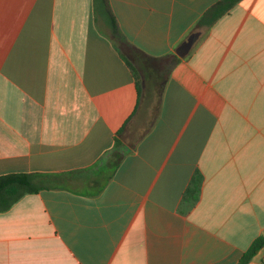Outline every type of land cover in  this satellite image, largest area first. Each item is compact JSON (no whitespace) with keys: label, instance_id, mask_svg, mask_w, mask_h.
<instances>
[{"label":"crops","instance_id":"0c3cea01","mask_svg":"<svg viewBox=\"0 0 264 264\" xmlns=\"http://www.w3.org/2000/svg\"><path fill=\"white\" fill-rule=\"evenodd\" d=\"M219 1L107 0L148 56L199 33L155 114L93 0H0V176L55 178L0 213V264H238L264 235V0L196 26Z\"/></svg>","mask_w":264,"mask_h":264},{"label":"trees","instance_id":"16d2710c","mask_svg":"<svg viewBox=\"0 0 264 264\" xmlns=\"http://www.w3.org/2000/svg\"><path fill=\"white\" fill-rule=\"evenodd\" d=\"M239 0H221L209 8L198 20L196 26L213 24L218 18L228 12ZM97 16L103 19V25L109 33L110 38L119 48L120 53L126 59L135 79V86L138 98L144 93L146 80L152 77L154 93L153 109L156 114L159 110L162 92L170 76L172 69L180 62L175 53H169L160 57H151L130 44L121 33L110 9L107 0H93ZM120 130L117 135H120ZM135 144L125 146L116 136L114 137V148L109 154L110 164L116 167L121 159L134 148ZM54 176L42 174H7L0 176V213L7 212L22 197L28 194H35L51 187ZM264 250V237H257L247 251L243 254L238 264H247Z\"/></svg>","mask_w":264,"mask_h":264},{"label":"water","instance_id":"95a60500","mask_svg":"<svg viewBox=\"0 0 264 264\" xmlns=\"http://www.w3.org/2000/svg\"><path fill=\"white\" fill-rule=\"evenodd\" d=\"M199 33H192L186 41L175 49V55L179 58H184L188 55L193 45L197 41ZM264 237V235H263Z\"/></svg>","mask_w":264,"mask_h":264},{"label":"rangeland","instance_id":"374dc122","mask_svg":"<svg viewBox=\"0 0 264 264\" xmlns=\"http://www.w3.org/2000/svg\"><path fill=\"white\" fill-rule=\"evenodd\" d=\"M152 86H153V81H152V77H150L149 79L146 80V83H145V90H144V93H143V96L145 97L146 99V102L149 104L150 106V103L153 102L154 100V93L152 91Z\"/></svg>","mask_w":264,"mask_h":264}]
</instances>
